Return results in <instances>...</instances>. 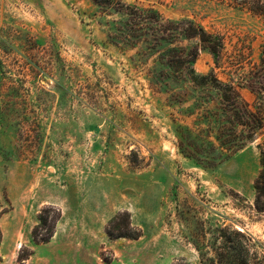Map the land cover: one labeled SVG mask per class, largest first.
<instances>
[{
  "label": "rangeland",
  "instance_id": "rangeland-1",
  "mask_svg": "<svg viewBox=\"0 0 264 264\" xmlns=\"http://www.w3.org/2000/svg\"><path fill=\"white\" fill-rule=\"evenodd\" d=\"M257 1L0 0V264H202L220 228L251 236L264 259L253 188L264 147ZM119 2L221 36L218 63L199 50L194 69L231 82L263 127L216 168L177 147L181 127L213 140L226 118L215 91L151 88L155 55L143 66L141 43L108 44L112 20L127 18ZM109 228L140 236L111 238Z\"/></svg>",
  "mask_w": 264,
  "mask_h": 264
},
{
  "label": "trees",
  "instance_id": "trees-1",
  "mask_svg": "<svg viewBox=\"0 0 264 264\" xmlns=\"http://www.w3.org/2000/svg\"><path fill=\"white\" fill-rule=\"evenodd\" d=\"M114 10L127 16L124 21L112 20L109 28L108 44L119 48L121 44L133 47L141 43V65H145L148 59H152L153 69H147L148 83L153 89H170L171 85L182 87L189 84L192 88L213 89L220 104L219 109L225 115V122H218L213 140L211 131L206 134L193 133L190 128L177 129V147L187 158L205 168H216L229 158V156L241 149L253 135L263 127V117L256 108L250 112L238 101V94L231 82L219 80L213 71L199 74L194 69L199 50L210 53L215 64L218 63L223 42L221 36L216 33L206 32L201 26L190 19H169L150 6L138 7L119 2ZM257 13L264 14V2L257 1L250 7ZM197 38L195 45L183 46L179 42L183 39ZM264 64V46L263 58ZM171 99L180 102L177 94H170ZM241 127L238 130V127ZM260 170L254 180L255 192L254 206L257 211H264V147L258 144ZM109 237H127L136 239L140 232L113 233L107 230ZM41 238L40 241H48ZM251 236L227 228L219 229V244L211 246L212 257L203 258L202 264H264L255 250L251 251ZM200 252L199 246L192 242Z\"/></svg>",
  "mask_w": 264,
  "mask_h": 264
}]
</instances>
